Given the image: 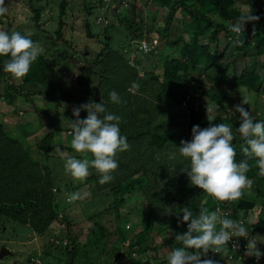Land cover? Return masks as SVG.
<instances>
[{"label":"trees","instance_id":"16d2710c","mask_svg":"<svg viewBox=\"0 0 264 264\" xmlns=\"http://www.w3.org/2000/svg\"><path fill=\"white\" fill-rule=\"evenodd\" d=\"M122 6L123 11L129 6L131 13L129 18L117 15L116 26L123 29L125 40L112 45L108 32L107 35L103 33L101 48L94 54L92 61L88 54L78 53L81 64L71 88H67L61 81V73H56V69L41 56L31 64L30 71L21 78L19 86H13V76L5 72L3 67V61L7 57H0V89L3 91V100L9 105L19 95L24 94L22 97L25 100L39 96L54 105V118L64 120L65 125H68L66 118L61 116L68 114L71 120L75 119L72 112L74 106L89 101L101 102L109 113L121 117V134L127 137L130 145L127 151L117 153L119 167L113 172L114 179L111 182L100 184V177L95 169H91V175L80 182L71 175L64 174L65 171L62 174L60 171L50 170L49 166L54 163H60L64 167V158L54 153L57 147L51 145V133L46 134L35 146V151L30 152L21 144L25 133L19 129L23 126L16 128L19 136L13 137L3 131L0 122V228H26L28 231H21L23 235L32 233L39 239V243L43 239L42 255L52 257L59 264H96L92 263L93 260L88 258L89 254L83 250L87 246L91 252L96 253L95 258L106 255L101 264H118L117 261L121 259L126 261L124 264H167L168 252L171 248L180 246L175 241V235L187 231V224L182 223L178 216L181 208L187 206L195 215L201 207L217 212L216 204L222 203L225 209L226 206L230 207V212L223 217L235 220L236 216L239 219L252 216L255 206L261 209L264 207V176L258 174L260 170L255 166L254 160L249 161L251 169L247 173L248 178L254 182L251 189L253 198L248 199L250 195L245 190V195L238 201H218L190 184L187 175L181 171L182 168H189L190 162L180 155L178 149L181 140L191 139L194 125L201 128L209 126L205 104L200 101V96L205 95L209 98L208 105L218 104L217 110L223 112L222 116L210 117L214 118L211 124L226 123L232 127L235 134L232 141L236 150L235 162L239 163L244 159L241 146L245 145V141L236 131L240 123L239 114L232 115V112H228V107L237 105L235 101L246 98L240 94L243 87L249 94H264V75H261L264 61L260 73L249 69V66L256 65L259 56H264V0H243L241 8L235 0H148V6H152L153 10L158 9L162 13L161 9L164 8L167 11L164 22L154 23L161 27L157 30L161 41H167L172 35L173 14L176 11L182 10L188 19L181 22L185 28L180 34L181 38L171 43L170 49H165L166 52L172 51V57L168 58L164 50L157 53L161 62L160 79L152 73H145L140 79L138 71L125 59L128 55L122 53L125 44L129 46L135 43L136 48L140 40L147 39L150 44V37L140 31L143 17L134 13L138 6L132 2L123 5L119 0L117 10H122ZM58 7L60 12L56 17L60 27L62 17L65 16V1L60 0ZM89 8L93 6H83L87 14ZM250 9L251 15L260 18L258 21L245 23L244 32L240 36L244 44L236 46V34L229 30L228 24L246 15ZM32 10V19L36 23L42 8ZM107 29L106 27L105 31ZM203 36H207L209 41L201 42ZM221 42L225 46L218 50L217 46ZM231 42L234 45L231 56L238 57L237 54H240V57L247 59L237 76H233L228 69L229 62H221ZM135 57L138 56L132 52L133 60ZM51 63H55L54 60ZM134 83L139 85L138 89L133 87ZM21 90L25 92L22 93ZM113 90L119 94L120 103L111 102L109 93ZM154 97L156 101L152 103L151 99ZM244 107L255 121H264V115L258 113L255 104L248 103ZM182 108H186L185 113ZM86 116L87 113L81 111L79 118ZM70 132L71 129L64 133L68 143L73 138ZM65 150L67 155L81 157L71 147H65ZM261 183L263 188L260 187ZM83 187L87 188L88 196L73 203L94 199L101 191L109 190L112 197L111 208L114 211L112 221L105 218V210L91 217L92 226L96 230L88 238L92 239L90 245L87 241L79 243L74 237L70 238L68 230L75 222V217L68 215L70 207L64 202V198L67 200L66 193L78 192ZM135 201L145 204V215L142 214L138 222L140 230L132 233L135 232V226L131 231L120 228L117 209ZM259 223L257 219L250 233L261 230ZM155 224L157 230L164 232V238L159 237L156 245L145 246L147 239L158 237ZM105 227H110V230L106 231ZM127 236H131L133 241L123 245ZM63 239L68 243L62 245ZM244 239L238 238L239 244L245 246ZM109 244L110 247L106 248ZM132 249L140 254L138 256L141 261L130 257L127 252ZM228 252L229 249H226L216 254L210 250L207 256L218 264H258L253 256L244 255L237 259L236 253L228 261ZM145 253L150 256H145Z\"/></svg>","mask_w":264,"mask_h":264},{"label":"rangeland","instance_id":"374dc122","mask_svg":"<svg viewBox=\"0 0 264 264\" xmlns=\"http://www.w3.org/2000/svg\"><path fill=\"white\" fill-rule=\"evenodd\" d=\"M65 1V16L62 17L63 23L58 27V20L56 15L59 16V3L60 0H5L8 12L4 16H0V28H6L9 32L19 31L22 34L26 32H31V39L34 42H38L43 49V57L49 65L55 70L56 73H61V81L65 83L67 88L74 86V80L77 76L78 67L81 64V57L78 55L80 52L88 54L93 60L95 53L101 48L100 42L103 41V33L108 32L109 41L112 45L120 44L125 39V33L123 29L116 26L117 24V15L121 17L125 16L129 18L131 16L130 7L126 6L123 11L121 8L118 9L119 0H102L97 2V0H64ZM239 5V8L242 7L243 0H235ZM123 5H127L130 2L136 4L138 9L134 11L135 15H140L143 17V25L141 32L146 36L150 37V44L147 39L140 41L135 48V43L127 46L124 45L122 53L128 54L125 59L128 60L129 65L135 68L138 71V76L140 79L143 78L145 73H152L159 76L161 74V62L157 57V53L166 48L170 49L171 43L178 40L180 34L184 32V27L181 24L182 21H188L184 12L182 10L176 11L173 14L174 25L171 28L172 35L167 41H161L159 38V32L157 31L160 26L155 25L156 22H164V14L167 13L166 9L162 8L161 12L158 10L156 13H153L152 6H148V0H121ZM91 5L93 8H89V12H85L83 6ZM41 6V7H40ZM32 8H42L39 13V19L35 23L33 18ZM158 8V7H157ZM113 10V11H112ZM245 10V9H242ZM63 11V13H64ZM78 12V13H77ZM153 13V14H152ZM134 15V16H135ZM77 17V18H76ZM154 19V20H151ZM111 23V24H110ZM109 24V25H108ZM108 25V26H107ZM108 28L105 31V28ZM57 33L59 36L57 37ZM107 35V34H106ZM235 36H233L234 40ZM155 41V43H153ZM201 42H208V37L203 36L200 39ZM140 46V47H138ZM146 46V48H142ZM225 46L224 42L218 44L217 49L221 50ZM234 45L233 42L230 43L229 47L226 49L225 56L222 58V63H228V69L233 73V76H237L242 68L246 64V58L240 57V54H237L238 57L231 56L232 49ZM132 52L138 57H135V60L132 58ZM171 52H166L168 58H171ZM231 56V57H230ZM233 57V58H232ZM51 60H54L55 63H51ZM264 56H259L256 60V65L254 67L249 66V69H253L256 73H260L263 68ZM14 77H12L13 79ZM196 79V77H194ZM21 78H14L12 81L13 86H19ZM210 84V82H209ZM206 85V83H204ZM22 91V90H21ZM64 91H69L64 89ZM240 94L244 95L249 103L257 106V111L261 115H264V94H259L255 96L249 94L248 91L243 87L240 89ZM25 90L22 91V93ZM3 91L0 89V122L3 125V131L8 133L13 137H18L19 126H23L19 131L23 130L24 136L21 142L24 148H28L30 152L35 151V146L42 140V138L48 134H52L51 145L59 147L61 152L68 154L65 150V147H71V143H68L65 138V131L71 129L69 120H71L70 115H64L68 125H65V121L58 120L54 118L55 110L54 105L48 100H44L39 96H32L28 100H25L24 94L16 96L12 104H8L2 98ZM209 98L205 95L200 96V101L204 102L205 108L208 105ZM155 97L151 99V102L154 103ZM241 100L235 101V103H240ZM160 107H162L160 105ZM164 108V107H163ZM165 109V108H164ZM185 109V110H184ZM233 109V105L228 107V112ZM181 110L186 111V108ZM15 111V112H14ZM14 112V115H12ZM209 117H218L222 116L223 112L221 110H216L212 113H207ZM60 117V118H61ZM26 129V130H25ZM72 148V147H71ZM54 153L61 156L60 152L56 150ZM81 156V155H80ZM81 158V157H80ZM50 170H57L63 174L64 167L60 163H54L49 166ZM66 174V172L64 173ZM260 187L263 188V184H260ZM78 192L83 196H88V190L86 187L78 189ZM247 197V196H246ZM111 193L109 190L101 191L97 194L94 199H89L86 201H81L77 203H68L66 198L64 202L69 205L68 215L70 217H75V222L70 225L69 235L70 238L74 237L77 242L87 244L92 242V239L89 236L95 232V228L92 226L91 217L98 214L101 210H105V218L110 221L114 218V211L111 208ZM252 199L253 195L247 197ZM83 202V203H82ZM145 204L142 201L128 202L124 206H120L117 209V212L120 216V228L124 230L133 229L135 226V232L137 233L140 230L138 227V222L142 218V214L145 215ZM223 208V209H220ZM230 212V207L222 203H217V215L223 217V215ZM235 215V213H234ZM249 215V214H248ZM235 220L241 221L249 229V238L256 237L257 239V249L261 252H264V207L255 206L253 210V215L249 217L246 216L243 219H239L237 216L234 217ZM259 219L260 231H253V234L250 233L253 225L256 223V220ZM122 226V227H121ZM7 227V226H6ZM157 224H155V230H157ZM56 229V226L54 227ZM106 231L110 230V227H105ZM28 231L24 227L20 226H8L7 228H0V249L4 248L9 250L11 255L5 256L0 261V264H33V262H44V264H59L54 262L52 257L43 256L41 253V247L43 244V239L39 243V239H36L32 233H27L23 235L21 231ZM158 231V237L153 236L147 239L144 242L145 246L156 245L158 244V238H164V232ZM88 239V240H87ZM245 246H247V240L244 239ZM127 241V242H126ZM133 238L127 236L125 241L122 242L128 243L132 242ZM235 241L232 242V244ZM90 245V244H89ZM106 248L110 247V244L105 246ZM88 253L89 259H92V263L101 264L106 255H103L101 258L96 257L95 252H91L90 248L87 246L83 249ZM246 252V248H244ZM130 257L135 259L139 257L135 249L129 250ZM151 255L152 253L149 252ZM148 253H145V256H150ZM160 256L158 253H156ZM4 255V254H3ZM144 255L142 258L144 259ZM254 257V256H253ZM1 258V257H0ZM35 258H38L35 261ZM95 258V259H94ZM48 260V261H45ZM255 263L264 264V256L260 258L259 261L254 257ZM118 264H124L126 261L121 259L117 261ZM131 264V263H129Z\"/></svg>","mask_w":264,"mask_h":264},{"label":"clouds","instance_id":"9594fccd","mask_svg":"<svg viewBox=\"0 0 264 264\" xmlns=\"http://www.w3.org/2000/svg\"><path fill=\"white\" fill-rule=\"evenodd\" d=\"M7 12L5 0H0V16L6 15ZM250 13L251 9L246 15L238 17L234 23L228 24L229 30L236 34L237 38L234 41L236 46L244 44L240 36L244 32L245 23L258 21L260 18ZM31 36V32L22 34L19 31L9 32L6 28H0V57H7L3 61L4 71L14 78L26 76L31 64L43 52L42 46L34 42ZM261 75H264V71ZM133 87L138 89L139 85L134 83ZM109 98L113 103L121 102L115 90L109 93ZM248 103L247 98L242 99L230 110L232 115L239 114L240 123L236 131L245 141V145L241 146L244 159L239 163L235 162L236 150L232 144L235 134L232 127L226 123L211 124L214 118L208 115L209 126L201 128L194 125L191 129V139L181 140L178 147L180 155L190 162L189 168L181 169L187 175L190 184L218 201H238L245 195V190L248 195L252 194L254 182L247 176L251 169L249 161L254 160L255 166L260 170L258 174L264 176V121H255L252 118L248 109L244 107ZM218 107V104L206 106V113H212ZM81 111L87 113L86 118H79ZM72 112L76 118L69 120L70 135L73 137L71 147L76 153L81 154L82 158L66 155L57 147L55 150L64 158L66 174L83 182L91 175L90 170L95 169L100 177L98 181L100 184L111 182L114 179L113 172L119 167L117 153L130 148L127 137L121 134V117L109 113L101 102L89 101L74 106ZM66 196L68 203L83 198L80 192L66 193ZM178 216L182 223L187 224V231L175 235V241L180 246L171 248L168 252L167 264H218L216 260L207 256L210 250L219 254L229 249L226 254L228 261L235 253L237 259L247 255L254 256L259 261L264 256V252L256 247V237L249 238V229L241 221L219 217L217 212L204 207L194 215L193 211L185 206L180 209ZM241 237L247 240L246 247L239 244L238 238ZM231 240L235 241L232 247L229 242ZM66 243L68 242L64 239L61 242L62 245ZM6 251L9 253L2 255L0 261L3 257L11 255L9 250ZM37 260L38 258H35V261Z\"/></svg>","mask_w":264,"mask_h":264},{"label":"water","instance_id":"95a60500","mask_svg":"<svg viewBox=\"0 0 264 264\" xmlns=\"http://www.w3.org/2000/svg\"><path fill=\"white\" fill-rule=\"evenodd\" d=\"M113 11V10H112ZM9 252L6 251L4 248H1L0 249V257L3 255V254H8Z\"/></svg>","mask_w":264,"mask_h":264},{"label":"built area","instance_id":"2783aa9c","mask_svg":"<svg viewBox=\"0 0 264 264\" xmlns=\"http://www.w3.org/2000/svg\"><path fill=\"white\" fill-rule=\"evenodd\" d=\"M153 43H155V41L153 42ZM142 48H146V46H142ZM230 242V244H231V247L233 246V244H232V240L231 241H229Z\"/></svg>","mask_w":264,"mask_h":264}]
</instances>
